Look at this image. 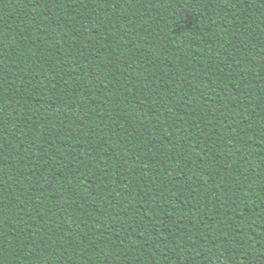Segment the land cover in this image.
<instances>
[{
	"label": "trees",
	"instance_id": "trees-1",
	"mask_svg": "<svg viewBox=\"0 0 264 264\" xmlns=\"http://www.w3.org/2000/svg\"><path fill=\"white\" fill-rule=\"evenodd\" d=\"M0 264H264V0H0Z\"/></svg>",
	"mask_w": 264,
	"mask_h": 264
}]
</instances>
